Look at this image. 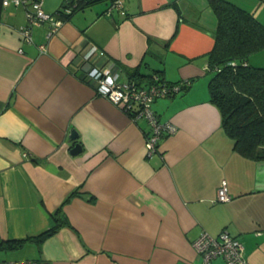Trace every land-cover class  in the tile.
Here are the masks:
<instances>
[{
    "label": "crops",
    "instance_id": "obj_1",
    "mask_svg": "<svg viewBox=\"0 0 264 264\" xmlns=\"http://www.w3.org/2000/svg\"><path fill=\"white\" fill-rule=\"evenodd\" d=\"M64 0H42L57 12ZM264 23V0H229ZM91 0L46 37L21 41L31 5L0 12V238L35 236L60 209L67 221L19 249L37 264H202L192 242L226 229L249 264H264V160L239 153L209 101L208 0ZM44 43L40 51L38 44ZM147 86L190 79L152 109L176 126L147 155L150 126L78 77L82 52ZM249 63L264 67V50ZM152 76V77H151ZM78 133L70 138V131ZM79 143L81 151L73 154ZM225 184L230 199L216 201ZM213 264H225L217 258Z\"/></svg>",
    "mask_w": 264,
    "mask_h": 264
},
{
    "label": "trees",
    "instance_id": "obj_2",
    "mask_svg": "<svg viewBox=\"0 0 264 264\" xmlns=\"http://www.w3.org/2000/svg\"><path fill=\"white\" fill-rule=\"evenodd\" d=\"M89 1L64 0L57 13L66 20ZM208 3L217 18L213 46L208 52L209 101L218 108L222 128L232 137L234 148L247 157L264 160V67L248 60L251 54L264 50V23L232 1L208 0ZM64 8H70V12L65 13ZM78 77L93 85L86 75L80 73ZM159 80L168 86L177 85L180 90L191 84L190 79L173 83L160 77ZM50 217L53 224L35 236L0 238V249H18L31 238L40 243L67 223L60 209L50 213Z\"/></svg>",
    "mask_w": 264,
    "mask_h": 264
},
{
    "label": "built area",
    "instance_id": "obj_3",
    "mask_svg": "<svg viewBox=\"0 0 264 264\" xmlns=\"http://www.w3.org/2000/svg\"><path fill=\"white\" fill-rule=\"evenodd\" d=\"M69 1V0H67ZM31 5L27 10V21L18 27L21 41H32V28L46 24L48 27L46 37L55 34L63 18L59 13L46 12L42 7V0H2V6ZM123 0H110L107 12L112 10L122 11ZM65 13L70 12V8H64ZM40 51L45 50V44L37 45ZM92 51L81 54V63L78 70L86 75L93 83L97 94L107 98L112 103L120 105L121 108L131 113L133 119L143 117L150 126V133L145 138L146 154L150 155L158 149V143L164 133L171 134L176 130V126L170 121H160L152 109L155 99L169 96L180 91L177 85L168 86L159 80L157 75H153L152 81L147 86H141L133 79H120L118 67L116 65L97 66L91 60ZM230 195L225 184L221 185L217 191L216 201H227ZM192 247L200 257L202 264H213L217 258L222 259L225 264H249L244 255L243 245L239 239L223 229L216 236L203 231L193 242ZM0 264H37L33 259H11L0 260Z\"/></svg>",
    "mask_w": 264,
    "mask_h": 264
},
{
    "label": "rangeland",
    "instance_id": "obj_4",
    "mask_svg": "<svg viewBox=\"0 0 264 264\" xmlns=\"http://www.w3.org/2000/svg\"><path fill=\"white\" fill-rule=\"evenodd\" d=\"M27 250L23 249H0V260L26 258Z\"/></svg>",
    "mask_w": 264,
    "mask_h": 264
},
{
    "label": "water",
    "instance_id": "obj_5",
    "mask_svg": "<svg viewBox=\"0 0 264 264\" xmlns=\"http://www.w3.org/2000/svg\"><path fill=\"white\" fill-rule=\"evenodd\" d=\"M77 136H78V133L75 130L70 131V138L72 140L76 139ZM80 151H81V145L79 143H76L71 149V153H73V154H76Z\"/></svg>",
    "mask_w": 264,
    "mask_h": 264
}]
</instances>
